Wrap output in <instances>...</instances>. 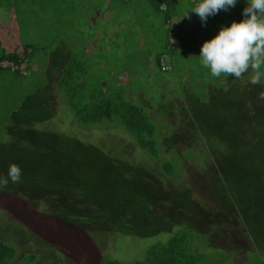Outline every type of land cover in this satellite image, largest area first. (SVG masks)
I'll return each instance as SVG.
<instances>
[{
	"label": "trees",
	"instance_id": "obj_1",
	"mask_svg": "<svg viewBox=\"0 0 264 264\" xmlns=\"http://www.w3.org/2000/svg\"><path fill=\"white\" fill-rule=\"evenodd\" d=\"M148 2L165 25L173 22V0ZM76 3L81 6L80 0H48L47 7L66 5L76 12ZM245 7L246 0H238L234 8L218 13L223 16L218 24L242 21ZM80 13L86 17L82 8ZM167 32L175 35L173 29ZM178 45L167 41L166 53L153 59L155 74L175 70ZM33 52L30 46L21 52L1 49L0 73L25 76ZM70 62L55 82L54 70L47 72L48 83L36 93L42 98L28 95L22 118L13 121L16 111L0 115V177H7L11 164L22 170L19 183L0 187V264H228L242 253L236 251H243L247 264H264V100L259 98L264 83L252 85L250 74L214 79L205 68L211 84L192 95L191 104L189 98L175 101L177 112L192 109L188 127L181 118L179 132H160L150 110L134 102L116 80L90 82L88 68L94 62L82 52L71 54ZM47 87L54 92L49 104L59 102L60 88L75 89L68 101L73 121L83 128L118 126L149 163L126 157L130 146L104 151L101 145L43 126L40 113L47 115L51 107L42 103ZM198 124L208 133L206 139L195 131ZM179 145H185L180 154L174 152ZM189 149L214 167L203 176L208 188L198 196L186 183L184 165L193 163L184 157ZM161 233L171 238L140 261L123 263L102 253L107 236ZM204 242L220 253L206 254Z\"/></svg>",
	"mask_w": 264,
	"mask_h": 264
},
{
	"label": "rangeland",
	"instance_id": "obj_2",
	"mask_svg": "<svg viewBox=\"0 0 264 264\" xmlns=\"http://www.w3.org/2000/svg\"><path fill=\"white\" fill-rule=\"evenodd\" d=\"M125 1L80 0L81 6L76 3L79 6L76 12L66 5L47 7L48 0L0 2V48L15 47L21 52L24 46H30L34 51L32 56H28L29 67L25 76L18 78L7 70L0 73V115L7 117L16 111L13 121L22 118L24 99L28 95L37 100L42 98L41 93H36L48 83L47 72L52 74L54 70V79L51 81L55 82L61 70L64 72L70 65L71 54L82 52L88 61L94 62L87 67L90 82H107L108 77L116 80V86L122 85L121 88L128 92L134 102H140L150 110L155 117L152 122L158 131L179 132L181 118H185L183 126L188 127L186 116L190 117L192 109L188 106V114L185 111L177 112V107H180L175 101L180 97L182 100H191L192 95L197 91L201 93L203 87L211 84L208 71L200 63L199 54L203 43L214 38L219 28L223 27L218 24V18L223 16H209L203 24L195 13H189L190 19L183 18L199 0H173L171 11L175 16L170 25H165L162 14L156 13L148 0ZM126 4H130V10L123 9L129 8L125 7ZM81 8L86 17L80 13ZM109 8L110 12L107 11ZM120 9H123L122 12L118 11ZM168 29H173L175 35L170 37ZM167 41L181 45L177 46L173 57L174 62L178 63L175 70L168 74H155L152 69L153 59L159 53H166ZM164 60L169 66L171 60L167 56ZM2 66L5 68L9 65L3 63ZM43 92L46 101L42 103L51 104L47 115L46 112L40 113L45 119L41 120L45 121L42 122L43 126L47 124L45 127L59 133L68 132L96 147L101 145L104 151L109 149L115 153L117 149L125 151L130 146L131 149L125 153L126 157L140 163H149L148 157L137 150L118 126L101 124L83 128L77 125L68 103L75 89L60 88L57 104L54 101H50V104L47 102L54 92H50L48 87ZM33 105L31 103L29 108ZM195 131L206 139L208 133L201 124H198ZM184 146H177L174 152L180 154ZM184 157L193 162L184 165L187 166L184 170L189 179L186 183L193 186L194 194L198 196L203 188H208L203 176L207 175V171L212 172L214 167L212 163L206 164L202 155L195 150H187ZM170 238L168 233L147 238L116 234L105 238L106 245L102 253L111 255L108 257L110 259L131 263L140 261L148 250ZM204 251L211 256L217 254L215 252L220 253L217 249L206 247V244ZM242 253L228 264L249 263V259ZM99 254L95 252L96 256Z\"/></svg>",
	"mask_w": 264,
	"mask_h": 264
},
{
	"label": "clouds",
	"instance_id": "obj_3",
	"mask_svg": "<svg viewBox=\"0 0 264 264\" xmlns=\"http://www.w3.org/2000/svg\"><path fill=\"white\" fill-rule=\"evenodd\" d=\"M238 0H199L183 18L190 19L195 13L203 23L209 16L234 8ZM244 19L222 27L218 35L203 43L199 58L201 65L215 78L231 77L241 79L250 74V83H264V0H246ZM182 18V19H183ZM174 42V41H172ZM168 68V67H167ZM264 100V92L259 96ZM22 170L11 164L7 177H0V187H7L9 181L19 183Z\"/></svg>",
	"mask_w": 264,
	"mask_h": 264
},
{
	"label": "built area",
	"instance_id": "obj_4",
	"mask_svg": "<svg viewBox=\"0 0 264 264\" xmlns=\"http://www.w3.org/2000/svg\"><path fill=\"white\" fill-rule=\"evenodd\" d=\"M163 70L166 71V70H168V68L164 66Z\"/></svg>",
	"mask_w": 264,
	"mask_h": 264
},
{
	"label": "crops",
	"instance_id": "obj_5",
	"mask_svg": "<svg viewBox=\"0 0 264 264\" xmlns=\"http://www.w3.org/2000/svg\"><path fill=\"white\" fill-rule=\"evenodd\" d=\"M111 9H108L107 11L110 12ZM119 23L121 22L119 19L117 20Z\"/></svg>",
	"mask_w": 264,
	"mask_h": 264
}]
</instances>
